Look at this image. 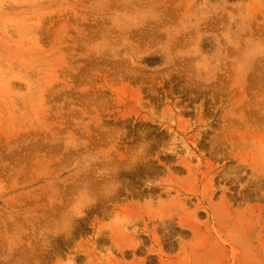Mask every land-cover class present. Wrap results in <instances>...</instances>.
<instances>
[{
    "label": "rangeland",
    "instance_id": "rangeland-1",
    "mask_svg": "<svg viewBox=\"0 0 264 264\" xmlns=\"http://www.w3.org/2000/svg\"><path fill=\"white\" fill-rule=\"evenodd\" d=\"M0 264H264V0H0Z\"/></svg>",
    "mask_w": 264,
    "mask_h": 264
}]
</instances>
